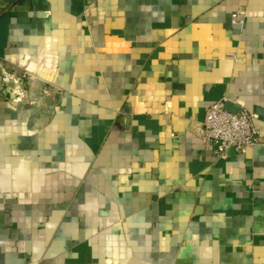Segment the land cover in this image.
<instances>
[{
  "label": "crops",
  "instance_id": "0c3cea01",
  "mask_svg": "<svg viewBox=\"0 0 264 264\" xmlns=\"http://www.w3.org/2000/svg\"><path fill=\"white\" fill-rule=\"evenodd\" d=\"M224 97L264 139V0H0V264H264V145L195 131Z\"/></svg>",
  "mask_w": 264,
  "mask_h": 264
},
{
  "label": "built area",
  "instance_id": "2783aa9c",
  "mask_svg": "<svg viewBox=\"0 0 264 264\" xmlns=\"http://www.w3.org/2000/svg\"><path fill=\"white\" fill-rule=\"evenodd\" d=\"M232 22L243 26L246 22L245 13L234 12ZM3 78L19 82L23 75L16 77L11 71L3 70ZM227 102L228 99L224 97L212 103L204 119L195 128L205 150L220 159H225L231 150L243 153L249 147L264 145L261 132L253 122L254 115L244 107L235 112L230 111L226 107Z\"/></svg>",
  "mask_w": 264,
  "mask_h": 264
},
{
  "label": "water",
  "instance_id": "95a60500",
  "mask_svg": "<svg viewBox=\"0 0 264 264\" xmlns=\"http://www.w3.org/2000/svg\"><path fill=\"white\" fill-rule=\"evenodd\" d=\"M231 106H232L231 103H229V102L226 103V107H227L228 110L233 111V112L239 110V109H235V108H233V107H231Z\"/></svg>",
  "mask_w": 264,
  "mask_h": 264
}]
</instances>
